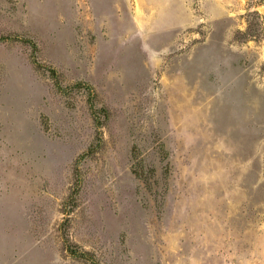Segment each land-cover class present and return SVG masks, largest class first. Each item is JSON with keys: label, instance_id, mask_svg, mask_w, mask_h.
Here are the masks:
<instances>
[{"label": "rangeland", "instance_id": "rangeland-1", "mask_svg": "<svg viewBox=\"0 0 264 264\" xmlns=\"http://www.w3.org/2000/svg\"><path fill=\"white\" fill-rule=\"evenodd\" d=\"M0 264H264V0H0Z\"/></svg>", "mask_w": 264, "mask_h": 264}, {"label": "trees", "instance_id": "trees-1", "mask_svg": "<svg viewBox=\"0 0 264 264\" xmlns=\"http://www.w3.org/2000/svg\"><path fill=\"white\" fill-rule=\"evenodd\" d=\"M256 13H258L257 11H255ZM259 14V13H258ZM70 251L72 252V253H76V251H74V249H71L70 248Z\"/></svg>", "mask_w": 264, "mask_h": 264}]
</instances>
